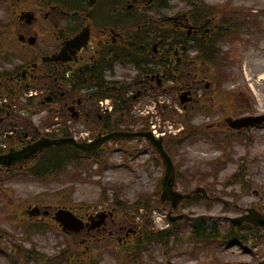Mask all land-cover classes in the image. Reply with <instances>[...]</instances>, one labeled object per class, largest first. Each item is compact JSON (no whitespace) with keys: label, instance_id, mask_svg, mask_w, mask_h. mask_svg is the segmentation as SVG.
Listing matches in <instances>:
<instances>
[{"label":"rangeland","instance_id":"374dc122","mask_svg":"<svg viewBox=\"0 0 264 264\" xmlns=\"http://www.w3.org/2000/svg\"><path fill=\"white\" fill-rule=\"evenodd\" d=\"M30 1L34 3V0ZM166 1L174 12L177 8L180 12L186 10L185 0ZM199 3L209 14L216 16V22L236 28L235 41L229 40L233 34L227 35L222 43L221 51L225 57L219 70L204 75L205 79L214 80L207 96L198 90L192 94L196 99L186 110H181L176 99L168 96L160 99L168 112L161 117V123L157 118L153 123H160L162 129L164 120H168L176 127L182 125L185 131L174 141L177 146L179 143L182 146L178 150L170 148L177 174L181 177L180 182L178 176V192L187 194L201 187L214 198L210 205L202 199L198 203H181L174 215L236 218L250 209L264 214V126L237 134L229 132L223 125L227 110L231 109L228 105H235L238 117L264 114V0H199ZM25 9V0L19 3L17 0H0V54L14 48L17 21L13 19ZM171 14L166 12L164 15ZM151 103L146 99L143 106ZM186 125L193 129L191 134L186 133ZM197 131H209L219 143L210 142ZM186 135L188 137L182 139ZM125 148L135 151L134 155L125 153L119 144H108L105 148L107 166L101 169L83 162L86 167L75 179L70 178L73 176L70 166L57 181L48 180L43 184L29 177L5 178L0 184V264H54L63 244L72 245L70 243L80 240L69 237L65 241L52 219H45L46 224L42 225V228L46 225L54 227L51 231L33 228L28 232L31 226L26 212L36 206L52 209L70 206L80 211L95 209L106 197L108 201L103 203L109 205L115 197L131 213L136 203L154 204L163 177L161 164L152 150L146 149L144 142H130ZM168 210L165 205L161 210L150 212L146 225L149 231L168 229ZM211 221L207 228L215 225L216 222ZM217 223L220 232L230 227L226 222ZM173 232L180 236V241L173 238L168 246L156 242L147 244L140 264L264 263V231L258 234L260 241L255 246L251 243L238 246L194 241L195 232L188 224H176ZM15 244L20 245V251L27 250L30 259H23V253H19ZM90 252V261L99 264H117L116 260L121 259L120 250L116 251L113 242H105L101 247L92 245Z\"/></svg>","mask_w":264,"mask_h":264},{"label":"flooded vegetation","instance_id":"af4514ba","mask_svg":"<svg viewBox=\"0 0 264 264\" xmlns=\"http://www.w3.org/2000/svg\"><path fill=\"white\" fill-rule=\"evenodd\" d=\"M25 1L26 9L13 19L14 48L0 54V157L38 138L27 130L31 121L24 122L17 109L10 112L6 102L46 100V106H57L65 126L64 117L88 121L96 113L94 99L100 97L150 98L163 83L192 96V87L208 88L203 72L222 64L227 35L233 34L229 40L235 41L236 28L216 22L199 0H185L184 12L169 9L166 0H97L93 5L90 0ZM22 13L28 15L20 22ZM193 70L201 71L202 78L195 76L176 91L171 82L176 72ZM34 88L38 92L26 97ZM24 169L26 163H18L1 168L0 176ZM78 217L93 226L99 221L89 209ZM112 226L110 216L82 235L101 237Z\"/></svg>","mask_w":264,"mask_h":264},{"label":"water","instance_id":"95a60500","mask_svg":"<svg viewBox=\"0 0 264 264\" xmlns=\"http://www.w3.org/2000/svg\"><path fill=\"white\" fill-rule=\"evenodd\" d=\"M96 0H90L91 4H93ZM229 126L232 129H242L248 127H254L264 123V116L256 117V118H244L239 119L236 121L226 120ZM136 139H144L146 140L151 148L158 154L161 158L162 165L164 167V177L162 180V195H161V202L170 203V213L167 216V220L170 223H174L180 220L186 221H194V219H190L185 215H181L178 217H172V212L177 208L179 203L184 200H188L191 195H181L179 194L176 188V178H175V168L173 166L171 158L165 153L163 149L162 140H155L150 133H113L106 136H99L96 140L92 143H77L72 139H60L56 141L50 140H41L40 142L36 143L35 145L24 149L21 152H12L6 157L0 158V167L1 166H11L17 162H23L24 160L34 157L37 154L41 153L43 150L51 148V147H59V146H72L76 150L82 153H90L98 148H100L104 143L112 142V141H119V140H136ZM202 192L200 189L196 190L195 193ZM36 214L38 215V210L35 209L31 212V215ZM54 220L59 223L63 231L65 232H72V233H79L80 230L83 228V224L80 220L76 219L70 212L65 210H58L55 214ZM230 224L235 227H239L244 223H249L255 228H264V216L257 213L255 210H249L248 214L237 218V219H230ZM171 264V263H168Z\"/></svg>","mask_w":264,"mask_h":264},{"label":"trees","instance_id":"16d2710c","mask_svg":"<svg viewBox=\"0 0 264 264\" xmlns=\"http://www.w3.org/2000/svg\"><path fill=\"white\" fill-rule=\"evenodd\" d=\"M130 120H131V118L127 119V121H130ZM110 121H111V119L106 120L103 123V128L107 129L109 124H110ZM121 122H124L123 119H121V117L114 120L113 128H115ZM189 130H190V128L187 127V131H189ZM176 140L177 139H175V140L169 139V140L165 141V147H167V145H168V147H170V148H176L177 142H174ZM170 148H167V151L169 154H170ZM76 155H77V157H79V160H81L80 165H82V167H84V168L86 166L83 164V162L84 163L89 162V164H90L91 163L90 161H92L94 159L97 160L98 162H100V159L102 157V156L101 157L98 156L96 153L91 154V155H82L80 153H77L76 151H72V155L70 156V159L76 160L77 159V157H75ZM103 164H102V166H103ZM55 167H56V171H58L61 168L60 165H56ZM180 182H181V178H180ZM199 198L200 197H194L191 200V202L198 201ZM114 202L115 203H113V205L115 204L114 206H117L120 211L126 210V208L122 207L120 204L117 203L118 200L116 198L114 199ZM161 207L162 206L158 200H156L155 203L152 204L151 206H148L147 204H139V203H136L133 206V211L135 213H137L139 210H143L145 214L142 217V222H140L138 224H135L134 217L128 218L127 224H134L136 227L140 228V232H139V236L137 238H135V240H133V242L131 244H129L127 246H122L120 248L121 259L118 260V263H120V264H140V258L138 261H136L135 255H136V250L142 244V241H144L143 245H145L146 243L148 244L151 241L161 242V243H164V245H167L172 238L179 240L177 233L173 232L172 228H174V226L170 229V231L153 232V231L148 230V227L146 225L148 224L147 219L150 215V212L153 209H159ZM127 215H128V213L125 212V218H127ZM192 228H193V233L195 232L194 235L196 238H200V239H203L206 241H214L217 239H223V240L228 241V242L243 243L244 239H245V237H243V234L241 232L234 230V229H230L229 231H226L223 235L217 231V228L215 227V225H213L210 229H208V228L206 229L204 221L194 223L192 225ZM257 231H255V232H257ZM257 237L258 236L255 235L256 240L258 239ZM62 258L65 261H68L69 264H94V263H91L89 258L85 259V258L79 257L75 248H72V247H71V249L64 251V253L62 254ZM80 258L82 260L79 261Z\"/></svg>","mask_w":264,"mask_h":264}]
</instances>
